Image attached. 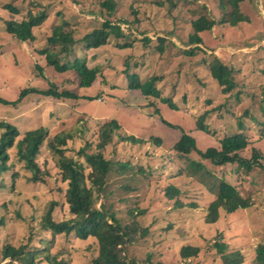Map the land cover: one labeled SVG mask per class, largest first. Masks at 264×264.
Listing matches in <instances>:
<instances>
[{"label":"rangeland","instance_id":"374dc122","mask_svg":"<svg viewBox=\"0 0 264 264\" xmlns=\"http://www.w3.org/2000/svg\"><path fill=\"white\" fill-rule=\"evenodd\" d=\"M105 1L114 4V11L101 6ZM31 3L46 11L47 20L33 30L35 42L22 43L7 33L6 24L26 18ZM8 6L22 14L11 13ZM230 12L225 0H0V98L11 103H0V121L17 128L18 140L29 131L48 130L36 161L42 171L40 181H30L32 173L18 162L16 148L7 151L11 162L18 163L14 171L0 176V186L5 185L0 189V222L4 221L0 258L6 246L26 245L30 235L35 243L45 238L39 222L52 202L57 204L55 221L71 218L63 193L67 185L47 143L66 132L73 137L67 141V155H76L85 147L89 155L96 154L99 127L116 120L120 130L102 153L106 160L133 167L124 173L114 167L98 208L103 203L124 225L134 222L135 229L146 232L127 247L128 259L138 264H223L212 249L219 241L228 253L240 252L243 264H254L256 247L264 242V169L255 168L246 175L236 164L216 166L199 154L219 150L221 140L229 135L246 132L256 141L262 134L248 115L252 111L262 122L264 0L242 3L246 20L236 26L221 23ZM202 16L214 20L215 27L200 35L201 45L186 46L193 33L192 22ZM61 21L69 23L67 31L78 41L74 56L98 70L89 88L80 86L76 72L58 73L40 54ZM105 21L120 25L124 39L112 37L107 45L86 50L83 39ZM195 47L202 51L192 57L184 55ZM214 56L233 67L230 93H223L210 73ZM257 71L258 82L252 80ZM154 78L158 97L130 88V84ZM32 89L66 91L75 98L36 93L21 98L22 92ZM206 113L208 132L197 126ZM239 117L245 131L238 130ZM183 134L197 144V151L187 157L174 151ZM256 143L264 155V138ZM254 144L240 153L243 158H250ZM190 161L201 163L204 170L192 173ZM221 180L252 204L233 214L220 210L218 220L209 224L206 217L217 200ZM171 186L180 192L174 200L165 194ZM54 244L52 253L64 254L69 264H90L99 250L95 239L81 241L73 235L58 236ZM187 246L199 248V255L184 260L181 251Z\"/></svg>","mask_w":264,"mask_h":264},{"label":"trees","instance_id":"16d2710c","mask_svg":"<svg viewBox=\"0 0 264 264\" xmlns=\"http://www.w3.org/2000/svg\"><path fill=\"white\" fill-rule=\"evenodd\" d=\"M226 5L230 7L231 12L227 16V20L223 19L221 23H229L236 26L246 19L241 14V4L250 0H225ZM32 4V3H31ZM40 5L32 4L28 9L27 17L22 18L20 22L11 21L6 24V31L9 35L22 43L35 42L36 38L33 33L35 28L41 26L47 20V14ZM101 6L110 12L114 11V4L105 1ZM174 5H172V8ZM11 13L21 15L18 8L8 6ZM60 15V14H59ZM216 25L214 20H210L204 16L192 22L193 33L188 38L186 46L201 45L203 43L201 34L211 31ZM69 23L61 21L60 25L53 28L52 36L48 39L47 48L40 51V54L45 56L47 65L53 67L58 73H66L74 71L80 78V86L89 88L98 76L96 68L91 69L87 66L85 60H81L74 56L75 46L78 41L75 40L73 32L67 31ZM112 37L124 39V34L120 25H114L110 21L102 23L100 29L88 34L83 39V45L86 50H95L107 45ZM164 38H159L161 42ZM147 41V40H146ZM187 43V42H186ZM121 47H127L121 46ZM161 51V49H160ZM200 47H195L184 52L187 57L194 56L197 52H201ZM262 67H264L262 65ZM260 67V69H262ZM210 73L218 82V86L222 88L223 93L227 94L233 90L232 74L233 67L227 66L219 58L214 56V59L209 63ZM263 74H264V70ZM260 71L255 73L252 80H260ZM147 80L143 83L130 84L132 90H140L144 96H157L158 94L154 88L153 81ZM263 91V90H262ZM30 93H36L43 96H54L55 98L74 99L75 96L69 92L59 93L57 90L40 91L32 89L24 91L21 98ZM260 111L262 113V122L259 123L251 111L250 115L245 112V116L252 119L261 127V136L256 141L248 138L245 132L236 133L235 135L226 136L221 140V148L219 150L209 149L205 153L199 154L202 159H209L216 166L236 164L238 169L245 170L246 175L251 173L255 168L264 169V155L258 148L260 139L264 138V95H261ZM167 102V100L165 101ZM0 103L4 105L11 104L0 98ZM175 108L174 105H171ZM208 113L204 114L197 122L200 131H207L208 128L204 124V119ZM239 131H245V123L242 117L237 119ZM256 128V127H255ZM120 130V125L116 120H111L103 123L98 130L97 145L98 152L89 155L87 148L79 151L76 155H67V141L73 139L70 134L61 132L56 135L52 141L47 143L48 148L57 157L56 167L61 174V180L66 183V190L64 199L69 208L71 218L69 220L57 222L54 220V210L57 207L55 202H52L47 211L41 217L39 226L45 233V238H40L39 242L35 243L32 235L29 236V242L19 248L6 246L3 250L0 264L7 260L16 262L18 264H69L64 254H53L55 238L58 236H75L81 241L88 239H95L98 243L99 250L97 256L90 264H138L133 260H129L127 256V247L132 245L141 233L144 237L145 231L139 232L135 229V223L123 224V222L116 217L114 213H109L102 203L98 208V202L105 191L107 179L114 167L120 172L124 173L133 166H128L127 163H115L106 160L102 151L105 150L114 141V134ZM0 176L14 171L16 163H22L23 169L32 173L30 181L35 183L40 181L39 173H42L38 165L37 157L40 154L41 147L45 144L48 137V130L45 128H38L29 131L18 140L20 136L19 131L10 123L0 121ZM244 133V134H243ZM133 142H140L136 138ZM157 143H160L157 141ZM255 143V144H254ZM254 144L250 158L246 159L241 156V152L246 150L249 146ZM16 148L17 160L11 162L10 156L7 153L9 149ZM174 151L180 156L187 157L193 152L197 151V144L193 137L183 134L178 143L174 146ZM173 151V152H174ZM85 152V153H84ZM19 165V164H18ZM22 168V167H21ZM189 168L192 173H198L204 170L203 165L198 162H189ZM15 178L19 174H13ZM205 175H210L207 171ZM29 178V177H28ZM2 184V183H1ZM5 188V185L0 186ZM129 189V188H128ZM165 192L167 199L174 200L180 194L179 190L170 187ZM171 192H174L172 194ZM250 198L244 199L235 187L227 184L226 181L221 180L218 186L217 200L209 206V214L206 217L207 223H215L218 220L220 210H225L228 214H233L238 210L247 209L252 203ZM131 219L134 218V213L129 214ZM4 225V221L0 222V226ZM36 246H35V245ZM212 249L216 251L222 259L223 264H243L244 256L240 252L228 253V247L222 242H215ZM199 248L191 246L184 247L181 251V256L184 260L197 257L199 255ZM12 263V264H13ZM254 264H264V242L256 247Z\"/></svg>","mask_w":264,"mask_h":264},{"label":"water","instance_id":"95a60500","mask_svg":"<svg viewBox=\"0 0 264 264\" xmlns=\"http://www.w3.org/2000/svg\"><path fill=\"white\" fill-rule=\"evenodd\" d=\"M13 262H5V263H3V264H12ZM13 264H18V263H16V262H14Z\"/></svg>","mask_w":264,"mask_h":264}]
</instances>
